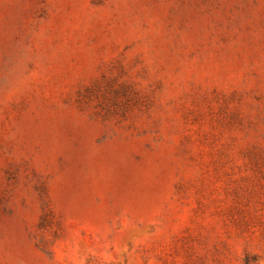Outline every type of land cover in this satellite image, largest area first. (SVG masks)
I'll list each match as a JSON object with an SVG mask.
<instances>
[{
	"label": "rangeland",
	"instance_id": "obj_1",
	"mask_svg": "<svg viewBox=\"0 0 264 264\" xmlns=\"http://www.w3.org/2000/svg\"><path fill=\"white\" fill-rule=\"evenodd\" d=\"M0 264H264V0H0Z\"/></svg>",
	"mask_w": 264,
	"mask_h": 264
}]
</instances>
